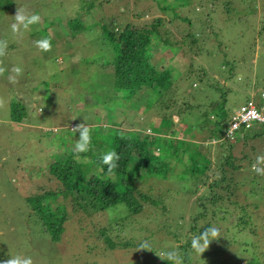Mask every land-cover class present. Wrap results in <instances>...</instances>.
<instances>
[{"label":"rangeland","instance_id":"374dc122","mask_svg":"<svg viewBox=\"0 0 264 264\" xmlns=\"http://www.w3.org/2000/svg\"><path fill=\"white\" fill-rule=\"evenodd\" d=\"M161 1L0 0V40L8 42L7 54L0 57V66L6 69L0 75V264L11 256L31 257L33 264H159L156 252L175 249L183 255L179 246L195 235L192 218L203 210L196 204L198 197L213 180L216 184L209 191L225 198L220 206L229 213L211 221L219 238L197 264H242L253 257L264 264V176L252 171L256 157L264 155V134L250 136V131L239 130L234 138H227L211 133L222 122L227 127L231 113L254 90L264 91V0H219L221 7L211 8L213 18H206L202 33L193 32L196 40L189 36L192 27L175 17L173 8L160 7ZM194 5V1L187 4L196 11L192 20L202 19L197 11L203 10ZM19 7L42 18L21 36L10 28ZM74 17L81 21L76 29L68 24ZM158 18L162 21L151 39L148 61L157 73L170 74L171 85L162 95L156 94L158 88L144 84L134 95L122 96L113 89L111 45L98 25L114 19L119 25L132 22L150 28ZM46 37L52 50L43 52L35 41ZM224 60L233 64L231 74ZM14 66L23 73L18 83L11 84L8 76ZM11 100L21 101L27 110L19 122L10 117ZM223 100L225 118L218 115ZM164 117L171 124L153 132ZM80 123L90 125L91 137L95 134L91 149L97 154L110 151L115 130L157 138L150 148L162 154L160 161L167 163V170L162 175L145 171L151 176L137 179L135 185L161 203L147 202L136 214L123 203L106 210L88 205L87 210L80 209L72 197L59 196L53 206L65 203L67 218L54 241L26 198L61 187L48 165L72 151L80 136L72 127ZM168 138L179 144L177 155L162 152ZM195 151L210 159L196 184L185 172L196 162ZM133 156L136 160L137 150ZM90 159L86 153L77 157L84 168ZM204 163L201 160L199 165ZM99 171L101 167L94 166L86 177ZM251 189L257 190L253 196ZM77 195L72 191L68 196ZM203 200L210 209L212 205ZM240 202H260V206H246L254 218L251 227L233 237L225 228L231 229L241 215L236 205ZM178 211L184 219L176 221ZM102 229L115 246L107 244ZM145 241L153 251L139 250ZM186 251L195 261L191 248Z\"/></svg>","mask_w":264,"mask_h":264},{"label":"trees","instance_id":"16d2710c","mask_svg":"<svg viewBox=\"0 0 264 264\" xmlns=\"http://www.w3.org/2000/svg\"><path fill=\"white\" fill-rule=\"evenodd\" d=\"M190 1L195 2L194 8L199 7L203 10L197 11L198 14H202V16H204L202 19L192 20V15L195 14L196 11L194 9L191 10L190 7L187 6ZM218 2L220 1L174 0L173 2H166L165 0H162L157 4L163 8H173L175 17L186 22L188 26L192 27L193 30L189 31V36L196 40L197 38H194V33L196 30H199L200 34L202 33L204 26L209 21L206 18H213V10H211V8L216 7L219 9L221 7L222 3ZM224 4L226 6L228 2L226 1ZM216 8H214V10H216ZM223 17L225 22V20H227V16ZM110 21L111 23H109ZM110 21L108 23L105 21L99 24L98 29L107 39L108 45H111L109 49L111 51V61H109V65L112 66L113 70L112 86L114 91L120 92L122 96H130L132 93L134 95L138 92L144 84H147L151 85L155 89L158 88V90H156V94L162 95V93L167 91L171 85L170 74L166 72L157 73V71H155V65L149 63L148 61L151 54L149 53L150 48L152 47L151 39H153V36L158 34L156 27L159 22L162 21L161 18L156 19L150 28H139L132 22H126L125 24L119 25V23H116L114 19H111ZM68 24L70 27L76 29L81 24V21L77 17H74L69 19ZM229 62L231 61L224 60L223 66L226 67L231 74L234 68L233 64L231 66L228 65ZM254 91L255 93L252 97L254 99H258V95L262 90L257 92L256 90ZM249 98L250 97H248L245 102ZM10 105V117L12 120L19 122L25 115H27V110L24 108L21 101L11 100ZM224 107L225 100H223V106L218 112V115L222 118H225L228 115L227 110H225ZM170 120L171 119L169 117L162 118L161 123L154 127L153 132L158 133L164 130L162 128L171 124ZM218 123V121L215 122V124ZM224 124L225 123L222 122L220 129H216V132L214 130L215 134L213 130L211 133L215 136L217 134V136L222 137L226 130ZM247 131L252 133L250 136L262 135L264 134V125L253 126L250 129H247ZM94 135L95 134H93L92 137V146L95 144ZM245 135L246 134L244 133V136ZM155 140H157L155 137L136 135L132 133L127 135L126 133H121L118 130H115L111 135L109 149L116 151L120 155V160L118 161V168L112 175L107 174V166L101 164V156L103 153H94L92 149L86 153L91 159L88 164L86 162L87 166L85 168L82 163L77 160V156H74L72 151H69L68 154L50 162L48 165L49 173L59 182V187H61H58L59 189H47L42 193L29 195L26 198L32 211L41 221L44 230L49 233L50 239L54 241L59 240L63 231V223L67 218L65 203L53 206V202H55L59 196L66 199H68V197H72L71 199L73 200V205L77 208L85 210H87L86 205H88L92 210H106L109 207L123 203L131 213L137 214L142 211L143 205L147 202L149 204L159 205L161 203L160 201L140 192V190L136 189L135 185L137 179H140L145 175L151 176L145 174V171L152 172L153 174L155 173L156 175H162L163 172L165 173L167 170L165 169L167 163L160 161L162 154L158 155L157 153H152L151 151L150 147L156 143ZM161 149L162 152H172L174 155H177L180 152L179 144H172V140L169 138L166 139V142L164 141L162 143ZM134 150H137L136 160L133 159ZM195 153L196 154L192 155V158L196 162L187 165L185 170L186 173L190 174V178H193L192 181L194 183L199 174H202L205 171L206 163L210 162V159H207L205 156L201 155L200 157L197 151H195ZM195 155H198L200 158H196ZM201 160L205 163L199 165ZM94 166H99L104 170L99 171L96 174L91 173L87 178V173H89L91 168L93 169ZM215 184V180L211 181L207 186V194L203 192L201 193L202 197H198L201 198V200L196 204L203 210H200L192 218L191 229L195 235H199L205 228L211 226V221L225 219L226 214L229 213V211L220 206L225 198L222 195H217L215 193L212 194V191H209L215 186ZM72 191L77 192L78 195L68 196ZM255 192H257V190L251 189V196H253ZM78 199H83L86 202L82 203L81 201H78ZM203 199H207L206 201L212 205H210V209H207ZM236 205L239 206L241 215L237 217V221L233 224L231 229H229V227L225 228L226 231L231 230L230 236L233 237L241 234L245 228L251 227L250 225L254 218L251 217V212L246 209V206H253L255 209H258L260 202H240ZM162 210L166 211L164 206ZM177 215L176 221L182 218L181 212ZM101 232L104 234V239L107 244H109L110 247L115 246V243L112 242L105 234V230L102 229ZM190 241L191 238L189 237L183 245L181 244L179 246L181 250H185L182 255L184 257V264H195V262L197 264V262L201 260V257L197 256L195 261L194 259L192 261V258L186 251L187 247H190ZM243 251L246 250L243 249ZM241 254L244 255L246 252ZM203 257H205V254L202 255V258ZM239 261V259L236 260L238 263ZM159 264H170V262L161 260ZM242 264H260V262L253 257L246 263Z\"/></svg>","mask_w":264,"mask_h":264},{"label":"clouds","instance_id":"9594fccd","mask_svg":"<svg viewBox=\"0 0 264 264\" xmlns=\"http://www.w3.org/2000/svg\"><path fill=\"white\" fill-rule=\"evenodd\" d=\"M15 20L10 25L11 31L14 35L21 36L23 31H27L31 25L41 23V16L37 13H27L23 8L19 7ZM35 46L43 52H48L52 50L51 39L46 37L35 41ZM8 42L5 40H0V57H4L7 54ZM6 69L0 66V75H3ZM23 70L19 66H14L11 69V74L8 76V81L11 84L18 83V77L22 75ZM3 101L0 100V105ZM258 116L253 112V119H257ZM87 121V117H85ZM73 131L79 132V139L76 140L72 152L74 156H80V154L87 153L91 151L92 147V137L91 129L89 124L80 123L72 128ZM229 136L231 135V129H229ZM120 160V155L114 151L110 150L101 156V164L107 166V174L112 175L114 171L118 168V161ZM104 169L101 168V171ZM252 171L259 176H264V155H258L256 157L255 163L252 165ZM219 238V229L214 226H209L205 228L199 235L191 237L190 248L191 252L195 253L197 256L202 257L213 240ZM139 250L153 251L150 244L145 241L139 245ZM156 255L161 260L169 261L170 264H184V257L175 249L168 250L163 253L156 252ZM3 264H33L31 257H21L15 256L9 260L3 262Z\"/></svg>","mask_w":264,"mask_h":264},{"label":"built area","instance_id":"2783aa9c","mask_svg":"<svg viewBox=\"0 0 264 264\" xmlns=\"http://www.w3.org/2000/svg\"><path fill=\"white\" fill-rule=\"evenodd\" d=\"M252 96L231 113L224 133L227 138H234L239 130L244 131L256 125H264V91H261L258 99ZM253 112L257 114V119H253ZM229 129H231L230 136Z\"/></svg>","mask_w":264,"mask_h":264},{"label":"crops","instance_id":"0c3cea01","mask_svg":"<svg viewBox=\"0 0 264 264\" xmlns=\"http://www.w3.org/2000/svg\"><path fill=\"white\" fill-rule=\"evenodd\" d=\"M72 128H74V127H72Z\"/></svg>","mask_w":264,"mask_h":264}]
</instances>
